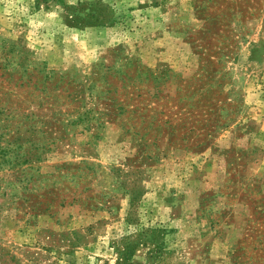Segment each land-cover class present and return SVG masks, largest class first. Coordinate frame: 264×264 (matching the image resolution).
Masks as SVG:
<instances>
[{"label":"rangeland","instance_id":"obj_1","mask_svg":"<svg viewBox=\"0 0 264 264\" xmlns=\"http://www.w3.org/2000/svg\"><path fill=\"white\" fill-rule=\"evenodd\" d=\"M0 264H264V0H0Z\"/></svg>","mask_w":264,"mask_h":264},{"label":"trees","instance_id":"obj_2","mask_svg":"<svg viewBox=\"0 0 264 264\" xmlns=\"http://www.w3.org/2000/svg\"><path fill=\"white\" fill-rule=\"evenodd\" d=\"M147 93L148 92H146V94ZM140 96L142 97V95H140V94L137 95V97H140ZM192 99L191 98H187V101L189 102V100H190V102L187 103L185 101L186 104L183 103L178 108V113H179V115H180L181 118L179 117L177 119L176 124H173L171 122V120H166V121H163L162 120V121H159L158 123H162L163 126L166 125V124H169V126L172 129L173 128L176 129V130L177 129L178 130L180 129V130L183 131L184 134L187 133V132L191 133V136L190 137L188 135H186V138H181L180 140L182 142H187V143L194 142L192 146L195 149H198V148H202V147L206 146V145H204V144H206V141L205 140L207 139V137H210V134L208 133V130L211 129L212 126L211 125H208V123H206L205 120H203L204 119L203 118L204 116H201L202 114H200L199 111L196 110V106L189 105L192 102ZM198 101L199 100H197L194 104L195 105L196 104H199ZM80 104H82V102H80ZM133 108L131 110H129V108H127V107H120L119 110H122L124 113L125 112L129 113L131 116H137L138 115V117H139V121H138L139 124H138V126H142V125L145 126V127L142 128V130H143L142 137L147 136L149 134V132L147 131V130H149V127H151L152 125H155L154 124L153 117H151L149 115L152 110H148V109H151V108H149V106L143 105V104H140L139 106H136V107H133ZM194 110H196V111H194ZM90 111H91L90 113L92 115L91 120H94L95 123H96V126H97V123H99V121H101V118L103 117V114L99 113V111L97 109H92ZM123 112L117 113L116 116L118 117L119 115H122ZM147 112L149 114H147ZM86 116H87L86 114H80L79 113V115L77 117V122L84 121V117H86ZM190 116L195 117V118L193 119ZM170 122H171V124H170ZM98 126H100V123H99ZM123 126L124 125H122V127ZM137 128H139V127H135L134 125H130V127L128 128V130L130 132H133L134 133V132H138L137 131ZM192 128H195V129L197 128V129H199V131L198 132H195ZM203 133H205V135H203ZM136 134H138V133H136ZM152 233H153V231H152ZM160 233L161 232H155L154 233V236H157Z\"/></svg>","mask_w":264,"mask_h":264}]
</instances>
